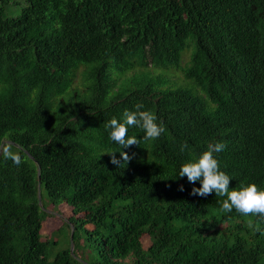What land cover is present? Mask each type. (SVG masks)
Returning a JSON list of instances; mask_svg holds the SVG:
<instances>
[{
	"label": "trees",
	"instance_id": "obj_1",
	"mask_svg": "<svg viewBox=\"0 0 264 264\" xmlns=\"http://www.w3.org/2000/svg\"><path fill=\"white\" fill-rule=\"evenodd\" d=\"M0 264H264V0H0Z\"/></svg>",
	"mask_w": 264,
	"mask_h": 264
},
{
	"label": "rangeland",
	"instance_id": "obj_2",
	"mask_svg": "<svg viewBox=\"0 0 264 264\" xmlns=\"http://www.w3.org/2000/svg\"><path fill=\"white\" fill-rule=\"evenodd\" d=\"M49 217L42 223L41 237L43 240L50 241L49 252L53 256L55 253L66 249L69 246L68 239L66 237L67 230L63 225L70 215L69 209L61 205L56 208H49ZM55 241H58L56 243ZM146 244L147 241L145 240ZM72 245L70 244V249Z\"/></svg>",
	"mask_w": 264,
	"mask_h": 264
},
{
	"label": "water",
	"instance_id": "obj_3",
	"mask_svg": "<svg viewBox=\"0 0 264 264\" xmlns=\"http://www.w3.org/2000/svg\"><path fill=\"white\" fill-rule=\"evenodd\" d=\"M39 176V175H38ZM38 200H39V203H40V196H39V193H38ZM70 238H72V231H71V234H70Z\"/></svg>",
	"mask_w": 264,
	"mask_h": 264
}]
</instances>
